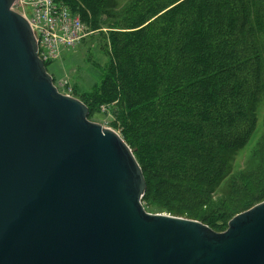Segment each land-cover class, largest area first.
Here are the masks:
<instances>
[{"label":"trees","instance_id":"16d2710c","mask_svg":"<svg viewBox=\"0 0 264 264\" xmlns=\"http://www.w3.org/2000/svg\"><path fill=\"white\" fill-rule=\"evenodd\" d=\"M55 2L108 30L107 66L83 104L88 117L109 110L142 169L147 212L224 232L264 202V0Z\"/></svg>","mask_w":264,"mask_h":264},{"label":"water","instance_id":"95a60500","mask_svg":"<svg viewBox=\"0 0 264 264\" xmlns=\"http://www.w3.org/2000/svg\"><path fill=\"white\" fill-rule=\"evenodd\" d=\"M16 1L0 0V264H264V202L220 233L145 210L131 149L59 92Z\"/></svg>","mask_w":264,"mask_h":264},{"label":"rangeland","instance_id":"374dc122","mask_svg":"<svg viewBox=\"0 0 264 264\" xmlns=\"http://www.w3.org/2000/svg\"><path fill=\"white\" fill-rule=\"evenodd\" d=\"M127 1L128 0H115V3L118 4V8L120 10L125 4H127ZM77 15L80 16L86 27V37L73 50L63 52L62 58L59 62L48 64L46 70L47 73L51 75L53 83L58 88L59 92L63 95L73 97L83 103L84 101H87L88 97H90L93 85L101 79L103 71L107 66V60L105 54L103 53V41L101 38L107 35L108 30L103 29L102 33L98 30L94 31L95 29L85 23L81 14ZM105 42L107 43L108 49L110 42L109 37L105 38ZM100 45L101 50L99 47ZM262 112H264V110H262ZM110 115L111 114L106 107L99 106L92 109L88 120L92 123L99 124L106 129L115 131L109 125L110 120L112 119ZM260 118L258 117V130L262 122ZM248 150L249 149L243 153L242 157H237V160L235 161L236 167L239 170L241 169V165L245 166V162L247 164ZM154 203L157 204L158 202L156 201ZM170 206L173 207V205ZM205 211V208H201L199 212L204 213ZM148 213L174 217L166 209H162L161 211L158 210L156 213L150 211ZM204 225L208 226L207 223ZM213 230L220 233L215 229Z\"/></svg>","mask_w":264,"mask_h":264},{"label":"built area","instance_id":"2783aa9c","mask_svg":"<svg viewBox=\"0 0 264 264\" xmlns=\"http://www.w3.org/2000/svg\"><path fill=\"white\" fill-rule=\"evenodd\" d=\"M12 9L30 24L44 65L59 62L87 35L80 16L55 0H17Z\"/></svg>","mask_w":264,"mask_h":264},{"label":"bare ground","instance_id":"6f19581e","mask_svg":"<svg viewBox=\"0 0 264 264\" xmlns=\"http://www.w3.org/2000/svg\"><path fill=\"white\" fill-rule=\"evenodd\" d=\"M26 20V19H25ZM27 21V20H26ZM28 22V21H27ZM29 24V23H28ZM29 26H30V24H29ZM31 28V27H30ZM33 33V32H32ZM34 36V35H33ZM35 39V38H34ZM37 44V43H36ZM37 54H38V48H37Z\"/></svg>","mask_w":264,"mask_h":264}]
</instances>
